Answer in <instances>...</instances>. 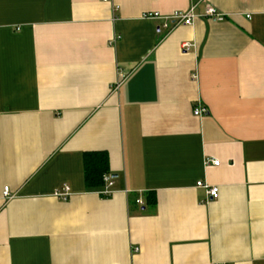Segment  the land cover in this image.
I'll use <instances>...</instances> for the list:
<instances>
[{"label": "crops", "instance_id": "0c3cea01", "mask_svg": "<svg viewBox=\"0 0 264 264\" xmlns=\"http://www.w3.org/2000/svg\"><path fill=\"white\" fill-rule=\"evenodd\" d=\"M0 264H264V0H0Z\"/></svg>", "mask_w": 264, "mask_h": 264}, {"label": "built area", "instance_id": "2783aa9c", "mask_svg": "<svg viewBox=\"0 0 264 264\" xmlns=\"http://www.w3.org/2000/svg\"><path fill=\"white\" fill-rule=\"evenodd\" d=\"M111 0H103V3H109ZM195 7L187 12H181V13H174L171 16L163 17L159 13H154L153 15L149 14L146 15V18L151 20H160L162 21V28L166 30L167 32L182 26H191L195 22ZM203 16L207 19H212L214 21H223L224 18L222 15H220L213 7H208L205 11ZM185 48L188 47V45H184ZM208 111L205 107L198 104L194 109V116L200 117L207 115ZM219 162H215L214 166H219ZM105 183H106V189L102 192L103 195H111V191L109 190L113 186V180L109 176L104 177ZM198 188H204L207 191L208 198L212 200H217L219 196V190L218 188L209 187L208 185L202 183L197 184ZM69 188L65 187L61 189L59 192L56 193V196L64 201L68 200L69 196ZM4 198H11L10 191L8 188L4 189L3 192ZM136 203L140 206L144 205L143 201L141 199H138Z\"/></svg>", "mask_w": 264, "mask_h": 264}, {"label": "trees", "instance_id": "16d2710c", "mask_svg": "<svg viewBox=\"0 0 264 264\" xmlns=\"http://www.w3.org/2000/svg\"><path fill=\"white\" fill-rule=\"evenodd\" d=\"M86 187L89 190H98L105 185V176L110 174L109 157L106 152H88L84 155ZM156 203L154 193L146 194L145 205L153 208Z\"/></svg>", "mask_w": 264, "mask_h": 264}]
</instances>
